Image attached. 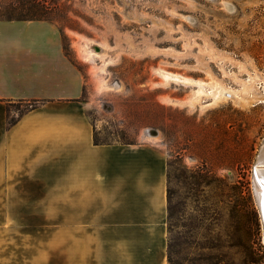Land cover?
<instances>
[{"label": "rangeland", "instance_id": "1", "mask_svg": "<svg viewBox=\"0 0 264 264\" xmlns=\"http://www.w3.org/2000/svg\"><path fill=\"white\" fill-rule=\"evenodd\" d=\"M21 1L0 0V20ZM42 1L50 14L40 21L57 30L85 72L97 139L146 142L167 155L169 264H264L255 192L264 0ZM21 223L62 227L60 220Z\"/></svg>", "mask_w": 264, "mask_h": 264}, {"label": "crops", "instance_id": "2", "mask_svg": "<svg viewBox=\"0 0 264 264\" xmlns=\"http://www.w3.org/2000/svg\"><path fill=\"white\" fill-rule=\"evenodd\" d=\"M86 80L57 30L0 20V264H169L167 155L96 142Z\"/></svg>", "mask_w": 264, "mask_h": 264}, {"label": "trees", "instance_id": "3", "mask_svg": "<svg viewBox=\"0 0 264 264\" xmlns=\"http://www.w3.org/2000/svg\"><path fill=\"white\" fill-rule=\"evenodd\" d=\"M22 2V3H21ZM19 4L22 5L21 9L15 8L14 5L10 7L12 10L9 12V20L19 19V20H49L50 9L46 6L45 2L42 0H22ZM18 16H13V15ZM1 19V18H0ZM95 141L99 142L95 134Z\"/></svg>", "mask_w": 264, "mask_h": 264}, {"label": "bare ground", "instance_id": "4", "mask_svg": "<svg viewBox=\"0 0 264 264\" xmlns=\"http://www.w3.org/2000/svg\"><path fill=\"white\" fill-rule=\"evenodd\" d=\"M230 5V4H229ZM230 8V6H229ZM94 53L93 50H89L84 53L85 57H90ZM168 77H173L175 79L180 78L177 75H167ZM169 77V78H170ZM174 79V80H175ZM256 169V175H255V192H256V198H257V203L260 208L261 216H262V222H263V227H264V169H262V166H264V144L261 147L259 156L257 158V163L255 164Z\"/></svg>", "mask_w": 264, "mask_h": 264}, {"label": "built area", "instance_id": "5", "mask_svg": "<svg viewBox=\"0 0 264 264\" xmlns=\"http://www.w3.org/2000/svg\"><path fill=\"white\" fill-rule=\"evenodd\" d=\"M262 77V76H261ZM264 79V78H263ZM260 84L261 85H264V80L260 81Z\"/></svg>", "mask_w": 264, "mask_h": 264}]
</instances>
